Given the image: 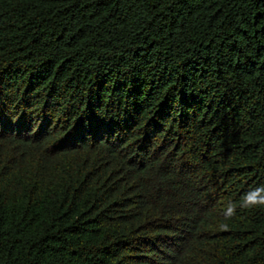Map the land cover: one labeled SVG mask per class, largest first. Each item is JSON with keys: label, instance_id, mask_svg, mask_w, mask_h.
<instances>
[{"label": "trees", "instance_id": "trees-1", "mask_svg": "<svg viewBox=\"0 0 264 264\" xmlns=\"http://www.w3.org/2000/svg\"><path fill=\"white\" fill-rule=\"evenodd\" d=\"M264 0H0V264H264Z\"/></svg>", "mask_w": 264, "mask_h": 264}, {"label": "clouds", "instance_id": "clouds-1", "mask_svg": "<svg viewBox=\"0 0 264 264\" xmlns=\"http://www.w3.org/2000/svg\"><path fill=\"white\" fill-rule=\"evenodd\" d=\"M264 206V185L257 186L241 197L238 203L229 202L224 211V219L219 224L221 230L227 231L230 227L228 221L236 214V208L250 209Z\"/></svg>", "mask_w": 264, "mask_h": 264}]
</instances>
